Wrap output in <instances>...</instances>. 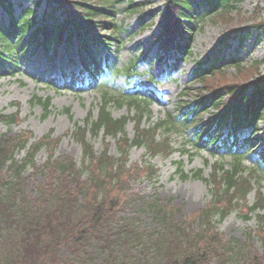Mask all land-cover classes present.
Masks as SVG:
<instances>
[{"label":"trees","instance_id":"trees-1","mask_svg":"<svg viewBox=\"0 0 264 264\" xmlns=\"http://www.w3.org/2000/svg\"><path fill=\"white\" fill-rule=\"evenodd\" d=\"M43 1L45 8L38 18L35 6ZM239 2L165 0L163 11L158 12V31L151 36L148 48L118 67L110 53L120 50L123 43L120 36L127 33L118 15L138 13L139 29L143 30L156 14L144 11L142 3L135 0H37L34 7L23 8L15 15V2L0 0V8L6 15V19L0 16V74L7 72L8 64L16 65L20 56L36 51L42 54L48 66L60 47L68 67L76 66L79 70L80 83L84 76L93 84L104 86L120 75L128 81L139 74L141 62L148 63L158 73L170 72L191 53L194 31L201 28L206 16L223 20L235 11V4ZM203 3L207 9L198 13ZM260 21L264 26V18ZM153 46L156 49L154 57L150 58ZM71 51L76 58H69ZM240 65V62L234 63L236 68ZM258 67L259 62L254 71ZM222 68L218 59L209 57L196 64L195 80L205 85V79ZM61 74L77 78L73 68L63 66ZM100 88L96 117L89 113L83 125L74 124L72 132L83 146L81 169L76 168L72 160L54 158L56 145L53 144L57 143L50 138L51 134L35 141L30 133L0 136V264H211L214 261L228 264L225 255L238 256L239 253L215 230L213 217L224 218L228 214L226 207L241 205L239 202L252 189L255 172L252 174L242 164L245 153L255 155L257 168L261 165L260 170L264 172V143L259 135L264 131V73L239 86L210 87L207 95L203 93L191 102L189 114L178 115L176 121L170 118L147 127L142 122L150 116L149 107L154 100L150 92L139 93V96ZM30 101L40 104L44 115L48 114L51 98L32 96ZM112 106L134 112L132 121L136 129L131 139L125 133L130 118L112 116ZM211 110L214 113L202 120L201 116ZM15 121L16 113L0 112V122ZM175 123L193 127L195 147H204L213 156L225 150L231 163L227 169L220 164L214 167L212 200L199 214L200 228L190 229L187 224L172 222L167 203L156 199L148 207L153 211L157 229L145 233L139 231L132 218L119 215L123 206L135 200L133 194H126L129 174L134 172L126 167V157L132 147H143L150 156L163 150L167 141L156 139L157 130L164 126L167 130L175 128ZM243 130H249L250 134L240 136ZM87 132L92 135L102 132L105 138L111 137L117 143L119 158L109 155L107 146L96 154L85 139ZM42 147L48 149L42 166L47 171V181L36 187L34 195H29L24 173L34 167L35 155ZM22 150L23 155L17 158ZM172 152L168 148L165 155ZM151 168L147 164L136 167V171L142 176ZM176 172L186 177L180 162L176 163ZM200 175L201 170L194 172V176ZM263 210L264 193L258 192L245 214H258ZM261 218L264 221V216ZM133 247L138 250L131 254ZM236 264H264V256L249 253Z\"/></svg>","mask_w":264,"mask_h":264},{"label":"rangeland","instance_id":"rangeland-1","mask_svg":"<svg viewBox=\"0 0 264 264\" xmlns=\"http://www.w3.org/2000/svg\"><path fill=\"white\" fill-rule=\"evenodd\" d=\"M14 14L19 15L23 8L35 6L37 0H13ZM144 5V11L156 14L152 23L139 31L138 13L124 15L119 14L118 19L122 21L127 33L121 34L123 42L118 53H111L116 59L117 65L122 66L137 55L141 46H148L151 36L158 31L159 15L164 9L165 0H135ZM205 2V1H204ZM235 11L223 20L207 17L201 23V28L194 31V38L191 43V53L179 62L176 69L169 74H158L151 77L152 70L147 64H140L139 75L127 85L122 76H117L111 91L134 92L151 90L156 100L150 105V116L143 122L144 125L157 123L161 120L172 119L178 115L190 113V104L196 98L208 94L207 89L224 87L228 84L241 85L250 81L258 74L264 73V26L261 19L264 18V0H240L235 4ZM44 3L35 6V14L39 18L44 11ZM207 9L206 4L198 8V13ZM0 16L6 19V15ZM154 48L150 51V56L154 54ZM63 55L61 48L58 56L54 59L49 71L45 72L44 63L40 53H34L19 58V63L14 67L9 64V72L0 76V112L5 114H17V121L11 124L0 122V136L14 135L19 133H30L32 140H38L46 134H51L50 138L55 140L56 145L53 155L57 160H72L76 168L82 167L83 146L80 140L72 134L73 124H82L86 115L91 112L95 117L97 113L96 103L99 98V88L77 90V85L72 88L62 86L60 76ZM219 60L223 66L220 72L207 77L205 85L194 79L193 69L197 62L207 59ZM75 57L74 52L70 58ZM229 62V63H228ZM235 62L242 65L237 68ZM259 62V67L254 71V66ZM54 78L58 83L49 84L48 80ZM186 93V95L182 93ZM32 96L50 97L51 105L48 114L40 104H32ZM68 109V111H66ZM115 117L127 115L132 117L134 112L126 108L119 110L111 108ZM214 111L205 113L201 119L205 120ZM182 116L179 118L181 119ZM134 117V116H133ZM165 129V126L157 131L158 141H167V145L156 155L150 156L143 147L130 148L126 157V167L133 169L127 182L126 194H133L135 200H130L120 210L119 215H126L133 219L139 231L151 233L157 229L153 219V211L148 205L158 199L162 203H167V210L170 211L171 221L174 223H184L190 229L201 227L199 214L202 209L207 208L212 200L214 190L213 170L218 164L225 169L228 168L230 158L226 154L221 158H215L205 149L194 146L195 136L193 129L188 126H178ZM262 128V123L259 124ZM135 125L131 119L125 126V133L128 138H132L135 133ZM262 131V130H261ZM260 131V132H261ZM246 133V132H245ZM264 136V132L260 133ZM87 142L91 143L96 154L102 152L107 146L109 155L119 158L117 143L110 137L105 138L102 134L93 136L91 133L85 134ZM170 148L174 152L166 157L165 152ZM23 155V150L17 154V158ZM48 157V149L42 147L34 158V167L25 171L24 185L29 195H34L36 187L46 183L47 171L42 166ZM255 156L245 155L243 165L252 171L256 164ZM182 163L183 173L187 175L182 178L175 171V162ZM151 165L147 175L140 176L136 167ZM201 170L200 177H194L193 172ZM148 171V170H147ZM258 174H261L258 171ZM128 175V177H129ZM257 175V173H256ZM83 176V174H82ZM82 178H85L84 176ZM258 192L264 193V176L260 182L256 180L252 183V190L248 193L242 204L236 207L227 206L226 216L219 219L213 217L215 230L220 233L224 242L234 246L239 255L235 256L227 253L228 264H236L249 253L264 256V211L258 216H248L244 218L248 205H251ZM124 198L121 199V205ZM120 207V206H119ZM138 248L130 250L134 254ZM211 264H218L215 261Z\"/></svg>","mask_w":264,"mask_h":264}]
</instances>
